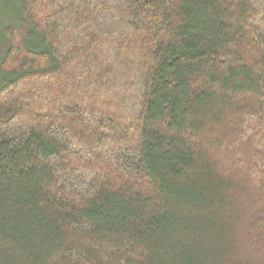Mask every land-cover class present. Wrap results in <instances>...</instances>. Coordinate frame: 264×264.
Returning <instances> with one entry per match:
<instances>
[{"label":"trees","instance_id":"trees-1","mask_svg":"<svg viewBox=\"0 0 264 264\" xmlns=\"http://www.w3.org/2000/svg\"><path fill=\"white\" fill-rule=\"evenodd\" d=\"M4 6L0 264H264V0Z\"/></svg>","mask_w":264,"mask_h":264},{"label":"rangeland","instance_id":"rangeland-1","mask_svg":"<svg viewBox=\"0 0 264 264\" xmlns=\"http://www.w3.org/2000/svg\"><path fill=\"white\" fill-rule=\"evenodd\" d=\"M11 7H8V6H4V7H0V26L2 25V23H7V22H11V20H9V10H10ZM0 51H3L2 47H0ZM241 210V215H242V211L243 209H240ZM240 215V216H241ZM239 227V226H237ZM243 228L242 226V223L239 227V231H241ZM241 239V244H240V247H241V255L243 256V258L247 259V255H246V247H245V242H244V239L242 237H240ZM249 263H251V260L250 258L248 259Z\"/></svg>","mask_w":264,"mask_h":264}]
</instances>
